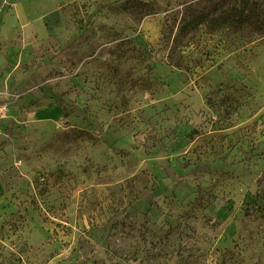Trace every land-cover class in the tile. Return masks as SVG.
<instances>
[{
	"label": "rangeland",
	"instance_id": "1",
	"mask_svg": "<svg viewBox=\"0 0 264 264\" xmlns=\"http://www.w3.org/2000/svg\"><path fill=\"white\" fill-rule=\"evenodd\" d=\"M221 2L0 0V264H264V25L180 31Z\"/></svg>",
	"mask_w": 264,
	"mask_h": 264
},
{
	"label": "trees",
	"instance_id": "2",
	"mask_svg": "<svg viewBox=\"0 0 264 264\" xmlns=\"http://www.w3.org/2000/svg\"><path fill=\"white\" fill-rule=\"evenodd\" d=\"M211 1L208 0V2ZM225 1L227 0H222L221 8L217 12L201 10L192 20L185 22L184 26H181L180 31L187 25L195 28L202 23H207L216 29L243 23H249L253 26L264 25V22H262L264 13L259 9L260 5L256 0H232L233 3L223 7V2ZM236 1H238L237 6H235Z\"/></svg>",
	"mask_w": 264,
	"mask_h": 264
},
{
	"label": "built area",
	"instance_id": "3",
	"mask_svg": "<svg viewBox=\"0 0 264 264\" xmlns=\"http://www.w3.org/2000/svg\"><path fill=\"white\" fill-rule=\"evenodd\" d=\"M9 111V102L8 101H0V123L6 119L7 113Z\"/></svg>",
	"mask_w": 264,
	"mask_h": 264
}]
</instances>
